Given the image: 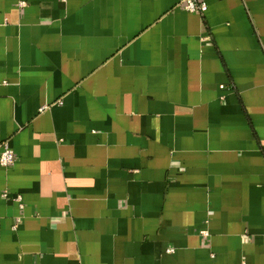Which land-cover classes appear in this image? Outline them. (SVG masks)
Segmentation results:
<instances>
[{
    "label": "crops",
    "instance_id": "1",
    "mask_svg": "<svg viewBox=\"0 0 264 264\" xmlns=\"http://www.w3.org/2000/svg\"><path fill=\"white\" fill-rule=\"evenodd\" d=\"M205 1L0 0V264H264V0Z\"/></svg>",
    "mask_w": 264,
    "mask_h": 264
},
{
    "label": "built area",
    "instance_id": "2",
    "mask_svg": "<svg viewBox=\"0 0 264 264\" xmlns=\"http://www.w3.org/2000/svg\"><path fill=\"white\" fill-rule=\"evenodd\" d=\"M179 6L185 11L204 16L208 11V4L205 0H179ZM16 156L14 150L7 142L0 143V165L10 167L15 165ZM20 205L22 198L17 196L15 199Z\"/></svg>",
    "mask_w": 264,
    "mask_h": 264
}]
</instances>
